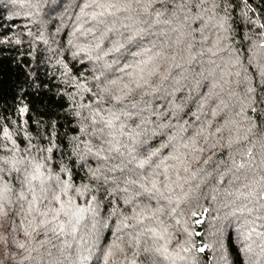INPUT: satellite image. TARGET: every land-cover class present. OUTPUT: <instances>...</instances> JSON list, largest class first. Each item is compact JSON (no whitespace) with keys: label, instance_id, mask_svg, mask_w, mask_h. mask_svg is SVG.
<instances>
[{"label":"trees","instance_id":"16d2710c","mask_svg":"<svg viewBox=\"0 0 264 264\" xmlns=\"http://www.w3.org/2000/svg\"><path fill=\"white\" fill-rule=\"evenodd\" d=\"M146 4L0 0V264H264V0Z\"/></svg>","mask_w":264,"mask_h":264},{"label":"snow or ice","instance_id":"6c2138e0","mask_svg":"<svg viewBox=\"0 0 264 264\" xmlns=\"http://www.w3.org/2000/svg\"><path fill=\"white\" fill-rule=\"evenodd\" d=\"M155 2H157V0H147V4H146V6L142 9V13H143V14L151 15V14H149L148 9H149V7L153 6ZM158 2L161 3V4H165V3H167V0H158ZM134 3H136V4H140V3H141V0H134ZM129 7H131V4H129ZM157 15H159V13H157ZM145 23L150 24V23H151V20H150V19H149V20H145ZM262 27H264V25H262ZM137 38H138L137 35H132V36L129 37V40H130V42H132V41H134V40H137ZM141 46H142V44H137V45H136L137 48H139V47H141ZM117 51H119V49H117ZM129 55L135 57V56L140 55V53H139V51H131V50H130V51H129ZM121 71H123V69H121ZM115 82H116V81H114V80L112 81V83H115ZM140 86H141V85L137 84V87H140ZM125 87L127 88L128 86L125 85ZM105 91H107V90L105 89ZM131 91H132V89H129V92H131ZM113 99L115 100V102H116L117 104H121L123 98L120 97V96H117V97H114ZM20 111H21V113H23V112H26L27 109H26V108H21ZM97 115H99V112H97ZM111 115H112V117H114V119H116V120L119 119V116H117V115L115 114V112H112ZM101 122H103L107 127H112V120H111V119H109V120H107V121H104V120H103V117H101V120H100V121H97V120H95V119L93 120V124H97V123H101ZM80 131H84V129H81ZM101 131H102V129H101ZM4 135H5V136H8V132H7V130H4ZM51 151H52V148H48V149H47V152H51ZM89 151L91 152V148H89ZM97 155H98V153H97ZM151 155H156V153H152ZM46 159H49V158H46ZM19 162H22V161H18V163H19ZM143 163H147V161H144ZM143 163L141 164V167H143ZM41 167H43V165H41V164H37V165H35V169H36V171L39 172ZM36 178H37V177H33V179H36ZM42 191H46V190L42 189ZM154 192H155V193L160 192V189L157 187L156 180H152V181H151V188H150V189H149V188H145V193H147V194H149V195L153 194ZM35 199H36V197H33V200H35ZM53 199H55V200H57V201L59 200V197L56 196L54 192H53ZM93 199H94V198H93ZM261 199H264V195L261 196ZM60 210H61V211L63 210V205H61V209H60ZM78 211H79V212H83V211H85V209L80 208V209H78ZM65 214H67V213H65ZM41 215H47V213L44 212V213H41ZM56 215H57V217H58V216H59V212H57ZM126 219H129V218H126ZM45 223H46L45 221H41V222H40V226H43ZM124 227H132L133 229H135V225H129V224H127V223L124 224ZM33 231H35V228H33ZM52 231L55 233L56 229L53 228ZM26 235H29V236H30L31 233H26ZM140 235H141V233H136L135 231H134L132 234H130L131 239H130V242H129V244H128V247H129V248L139 247V245H140L139 236H140ZM19 247H20V248H24V244H20ZM113 247L119 248V245H113ZM120 251L123 253V252H124V249L121 248ZM143 251H144L145 253H148V252H149V249H148L147 247H144V248H143ZM156 251H159V249H156ZM200 251H204V249L201 248ZM112 255H113L112 249L109 248V249L104 253L103 264H108V258L111 257ZM133 256H134V257L139 256V252H134V253H133ZM113 264H115V262H113ZM130 264H137V260H136L135 258H133V259L130 261ZM141 264H143V262H141Z\"/></svg>","mask_w":264,"mask_h":264}]
</instances>
